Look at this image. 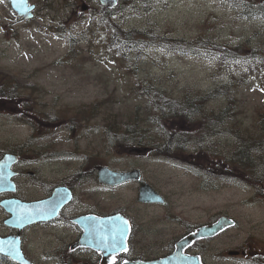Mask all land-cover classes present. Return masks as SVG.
<instances>
[{"label":"rangeland","instance_id":"rangeland-1","mask_svg":"<svg viewBox=\"0 0 264 264\" xmlns=\"http://www.w3.org/2000/svg\"><path fill=\"white\" fill-rule=\"evenodd\" d=\"M29 1L37 9L25 22L0 0V84L10 82L0 89V155L30 163L24 173L34 175L19 180L21 195H42L37 167L57 151L51 167L60 177L81 164L88 177L89 164L139 170L166 198V205L146 207L137 184L103 194L91 182L78 192L83 201L136 217L144 253L178 235L181 217L205 222L215 211L241 225L220 245L244 242L253 227L263 236V201L249 207L247 188L221 182L243 178L228 173L236 169L231 159L246 150V137H264V0H122L113 14L98 0ZM127 31L137 42L123 44ZM160 97L176 106L169 121L151 112ZM134 126L159 144L133 142ZM211 163L229 164L218 171L224 176H208L202 165ZM205 184L218 185L217 192L203 193ZM65 237L33 228L26 253L36 264H54L52 256L67 252Z\"/></svg>","mask_w":264,"mask_h":264},{"label":"flooded vegetation","instance_id":"flooded-vegetation-1","mask_svg":"<svg viewBox=\"0 0 264 264\" xmlns=\"http://www.w3.org/2000/svg\"><path fill=\"white\" fill-rule=\"evenodd\" d=\"M263 8H264V1ZM54 130V127L45 128L44 134L39 136V141H44L45 134L47 130ZM38 138V137H37ZM37 140V141H38ZM39 147L43 144L38 143ZM152 150L149 148L145 154H149ZM249 156L244 158V163H236L233 166L237 169L245 168V171H239L240 179L227 180L226 177L222 178L223 182L235 188V186L241 188L245 187L250 191L249 198L245 200V203L249 207L256 204L259 200L264 203V148H250ZM7 154L4 152L0 156V160L3 156ZM12 154V153H8ZM65 154V153H64ZM19 156V162L14 167L15 177L14 181L17 186L15 192H5L0 194V226L2 230L0 231L1 236H7L8 239L19 238L21 241V248L25 257L29 260V256L25 250V241L27 234L33 228H45L57 231L60 235H66L62 242V249L67 250L64 255L58 254L57 256H52V263L54 264H102L103 255L101 252L94 250L92 247H85L80 245L82 237L84 235V230L81 229L79 224L76 222L77 219L87 216H96L98 218H108L113 215L121 214L130 223L131 228L129 231V237L127 241V249L124 252L113 255L109 258V264H124L126 262H150L157 261L161 259H167L172 257L177 251V244L180 240L192 236L198 232L201 228H208L217 225L222 218L230 219L233 221V226L223 230L221 233L215 236L210 235L198 240H194L190 243L183 244V250L180 257L189 263L195 264H264V226H263V236L260 235V229L253 227L249 234H245L244 242L231 245L230 247H225V245H220L219 240L225 236L230 231L237 230L240 232V222L234 216H231L228 212L215 213L210 217L209 220L205 222H190L186 217L180 218V233L174 238L168 240L162 244V249H155L150 253H144L143 249L139 247V241L136 239V234L140 237L139 230H137V218L133 217L127 212L114 211L109 212L106 210L105 202L100 203L99 207L95 203L83 201L78 192L84 190L88 187L91 182H94L97 186L93 187V190L98 193H103L108 190V186L100 183L99 181V168L93 167L92 164L88 165L87 170L91 171L92 177H88L87 171L84 170V164H81L78 168L68 167L65 174L60 177L59 172L52 168L54 163H57V156L59 153L57 151L51 152L52 158L49 163L40 164L37 168L39 175L36 180L37 187L42 191V195L38 198L34 196H22V186L19 183L21 178L27 176V173L34 175V172L24 173L25 168L29 162L26 159H22L20 154H14ZM48 153L43 154L46 157ZM38 161V160H37ZM43 161V160H42ZM45 161V160H44ZM41 162V161H39ZM222 166H229V164L221 163H211L203 164V170L207 171V175L212 176V172L215 175L224 176V172H218L223 170ZM229 170V168H228ZM208 171L210 173H208ZM231 173V170L230 172ZM145 183V182H144ZM137 184V183H130ZM213 185L212 183H207ZM205 184L203 186V193L211 194L217 192L218 185L213 187ZM140 186V184H137ZM65 188V191L71 195V200L67 202L58 212V214L52 219L44 222H38L22 229L13 228L10 224L12 223V215L7 213V211L2 207V203L7 200H18L23 203H31L34 201L46 200L52 197L54 191L57 188ZM251 188V190H250ZM118 189V188H109ZM92 189H88L90 192ZM223 190V189H221ZM220 191V190H219ZM203 196V195H202ZM167 203V201H166ZM165 203V205H166ZM146 207H152L154 205H144ZM139 228V227H138ZM136 241V242H135ZM225 247V248H223ZM61 249V248H60ZM32 261V260H31ZM34 262V261H33ZM35 263V262H34ZM7 264H18L11 259H7ZM36 264V263H35Z\"/></svg>","mask_w":264,"mask_h":264},{"label":"water","instance_id":"water-1","mask_svg":"<svg viewBox=\"0 0 264 264\" xmlns=\"http://www.w3.org/2000/svg\"><path fill=\"white\" fill-rule=\"evenodd\" d=\"M9 1L20 18L30 20L34 17L36 6L31 5L29 0ZM99 1L102 6L109 9H114L119 2V0ZM18 161V157L10 154H7L0 161V194L16 191V185L13 181L15 173L12 168ZM141 176L139 170L122 172L105 166L99 169V181L109 187H118L131 181H140ZM70 198L71 196L65 191V188H60L54 191L51 198L43 201L23 203L17 200H7L2 203V206L13 215L11 221L16 222L13 226L22 228L25 225L52 219L69 202ZM138 200L144 204L164 203L163 197L149 184L141 186ZM76 222L84 230L80 245L100 251L104 256L103 264L109 263L111 254L118 253L126 248L130 227L129 222L122 215H114L108 218L83 217L77 219ZM221 227L222 223H218L213 227L201 228L196 234L180 240L177 244V251L171 258L153 263L130 262L126 264H193L184 261L180 257L183 244L218 233L221 231ZM0 256L11 258L19 264H33L24 256L20 240L17 238L0 237ZM195 264H198V262Z\"/></svg>","mask_w":264,"mask_h":264},{"label":"trees","instance_id":"trees-1","mask_svg":"<svg viewBox=\"0 0 264 264\" xmlns=\"http://www.w3.org/2000/svg\"><path fill=\"white\" fill-rule=\"evenodd\" d=\"M251 1V0H250ZM106 13H108V14H111V13H115V11H109V10H107L106 9V11H105ZM262 12V15H264V10L263 11H261ZM63 26H65L66 27V24L65 23H62L61 24V27L60 28H63ZM69 33V31L68 30H66V32H65V37H68L70 40H73L74 38H73V35L72 34H68ZM115 33H116V31H115ZM133 33V32H132ZM125 34V36H126V40L125 41H122L123 42V44L124 45H128L129 43H131V42H137V41H135V40H133V37L131 36V34H130V32H125L124 33ZM115 38H117V34L115 35ZM118 39V38H117ZM191 49H189V50H187V51H190ZM9 83L10 82H7V84L6 83H1L0 84V89H4L5 87H7L8 85H9ZM219 90V89H218ZM217 90V91H218ZM218 93V92H217ZM216 93V94H217ZM216 94H213V96H215L216 97ZM197 102H194V107H195V104H196ZM175 108H176V106H175V104H174V102L173 101H171V100H167L166 98H164V97H160V98H158V99H156V101H155V106H154V108L152 109V111L151 112H153V113H156V114H158L159 116H163V115H166V116H164L165 118H167L166 119V121L167 120H170V117H171V115H172V113H173V111L175 110ZM201 113V111H198V114H200ZM229 113V111H228V108H226L222 113H221V116L222 117H225V114H228ZM221 118V117H220ZM161 122H162V120H161ZM152 123H154V122H152ZM135 124L137 125V122H135ZM136 129H137V126H134V128L133 129H130L129 131L130 132H133V133H135V134H138V135H136V136H134V135H131V136H129V137H133V142H136V140L135 139H139L138 141L139 142H137V143H142V142H145L146 140L147 141H151L154 145L155 144H159V143H157L156 142V139H146L147 138V134L146 133H142V132H140V133H136L135 131H136ZM263 129V131H264V127L262 128ZM167 141H166V143L169 141V139H166ZM166 143L164 144V147H167V145H166ZM138 145V144H137ZM243 145L245 146V148H246V152H245V150L243 151V152H240V153H237L236 154V156H234V158H232L231 160L233 161H243V159L244 158H246V157H248L249 156V151H248V148H249V146H256V145H259L258 147H260V148H264V137L263 138H255V137H253V138H249V137H246L245 138V140L243 141ZM169 148V147H168ZM239 159V160H238ZM0 264H7V260L6 259H3V258H1L0 257Z\"/></svg>","mask_w":264,"mask_h":264}]
</instances>
